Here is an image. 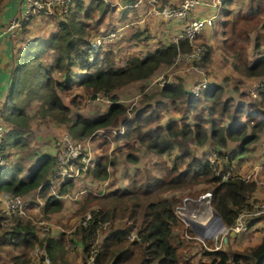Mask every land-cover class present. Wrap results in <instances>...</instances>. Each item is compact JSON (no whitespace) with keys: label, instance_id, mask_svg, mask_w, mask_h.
<instances>
[{"label":"trees","instance_id":"1","mask_svg":"<svg viewBox=\"0 0 264 264\" xmlns=\"http://www.w3.org/2000/svg\"><path fill=\"white\" fill-rule=\"evenodd\" d=\"M129 1L128 8L134 9L135 0ZM234 1L220 0L221 16L224 17L221 23L223 48L230 52L235 73L264 78V52L261 50L264 44V0H249L236 13ZM168 2L156 0L155 4L159 6ZM72 4L74 9L70 8L64 19L56 22L57 32L44 38L39 50L36 42L29 43L12 69L10 92L14 94L15 103L5 116L7 122L14 124L9 131L14 138L11 145H27L21 136L29 127L26 108L32 101H38V118L57 125L70 122L68 129L74 138L83 139L99 129L116 127L119 132L113 135V139L118 142L117 152L124 150L122 153L127 161L137 163L136 150L143 147L159 158L174 156L172 165L163 161L155 163L148 168V177L143 181L138 178V172L142 173L139 170L134 174L127 172L124 177L118 176L116 172L120 169L113 168L114 160L108 161L104 157L87 169L91 176L90 187L78 189L75 180L67 178L54 182L55 192L52 194L46 170L49 165H55L54 157L43 154L23 176H19L21 162L11 163L0 178V190L24 196L39 189L44 199V215L61 210V199L67 189L80 199L84 197L82 210L87 206L97 209H91L90 216L76 225L68 240L63 234L58 239L49 234L41 239L35 223L19 215L12 217L8 227L3 224L8 219L6 212L0 211V250L11 246L20 251L11 254L13 264H34L29 253L35 247L44 249L51 264H72L65 256L70 246L82 251L83 257L78 264H264V233L260 243L249 250L227 252L213 249L205 251V257L197 260L185 258L180 254L185 241H198L184 236V222L176 213L182 202L180 195L185 191L190 193L198 184L210 185L205 189L211 194V207L226 227H232L238 214L250 206L249 199L256 191V183L237 175L222 179L226 169L217 174L218 166L206 156H196L191 145L203 146L212 142L217 148H226L228 143H239L233 153L247 152L251 149L249 144L258 139V133L264 134V94L260 102L247 100L245 91L235 98L224 94L226 90L220 84L192 93L179 77L161 89L160 100L151 98L152 102H144L128 118L125 106L116 101L114 91L130 82L147 80L160 65L171 63L178 52H189L191 45L184 38L169 44L161 40L158 47L144 56L132 55L124 66L113 67L115 51L112 46L94 47L96 50L90 47L95 35L116 29L115 21L106 27H97L104 13L109 12L106 4L103 0H89L86 6L84 0H73ZM100 8H105L104 12ZM57 11L53 13L57 15ZM95 11L100 16L92 21ZM127 20L126 16L122 17V21ZM132 37L139 39L140 33L135 32ZM51 49L55 55L48 62L43 57ZM89 49L94 50L92 61L88 59ZM250 49L256 54L253 60ZM208 56L206 51L201 61L206 62ZM75 68L82 72L77 85L82 86L83 92L111 94L112 103L106 112L91 118L70 117L69 104L63 102L59 92L71 88L69 81ZM237 89L234 90L238 92ZM71 102L79 103L74 98ZM170 110L180 117L174 116L163 123ZM5 138L9 142L7 135ZM218 156L222 158L220 152ZM111 177L116 182H121L122 177L126 185L121 187L110 183ZM105 182L110 183L107 191ZM171 191L178 194H170ZM175 228L181 230L180 236L174 234ZM188 231L194 235L190 228ZM100 234L102 238L99 240ZM131 234H134L133 238ZM207 255L211 259H207ZM40 262H44V257Z\"/></svg>","mask_w":264,"mask_h":264},{"label":"rangeland","instance_id":"2","mask_svg":"<svg viewBox=\"0 0 264 264\" xmlns=\"http://www.w3.org/2000/svg\"><path fill=\"white\" fill-rule=\"evenodd\" d=\"M149 1L150 0H143V5H146L147 3H149L150 5ZM84 2L86 6L88 4V0H84ZM103 3L106 4L105 7L108 9L109 12L104 13L105 15L103 16V20L101 19V24L97 26L100 28L108 26V23L114 21V19L116 18H122L123 9L120 8L123 5H127L126 3H130V1L103 0ZM164 4L169 5L168 3H164ZM241 4H242V0H238L236 5L234 6V9L232 8L235 11L234 13H236L238 8H243V5ZM74 7H75L74 4L70 6L71 9H74ZM117 7L119 8L117 9ZM199 9H200L199 6L193 7L192 11L187 14V18L189 19V17H195L193 15L197 14ZM56 10H58L57 15L44 14V16L56 18L57 20L64 19L63 16L66 13L62 11L60 7H57ZM100 10L101 12H104L105 8H100ZM198 14L203 16V13L201 14L198 13ZM149 15H155V14H148V15L144 14L138 17L137 20L139 22L138 24L132 25L133 29H129L128 31L122 34H120L121 31L119 33L115 32L116 35L114 40L113 41L111 40L110 44L104 45L105 48H110V46H112L115 51L114 56L112 58L113 67L124 66L128 61V58L132 55H139L141 57L144 56L146 52L152 51L156 47H158L161 40H163L167 44L170 43L169 39L170 37H172V34L174 32L170 30L171 25L163 20L164 19L171 20V19L164 18L162 17V15H157L161 17V19L159 17H156L157 19L156 20L154 19L155 21L152 22L149 20L152 19L151 16ZM97 16L99 17L100 13L98 14L95 11V16H93L91 20L95 21V18ZM184 21L185 20H180V19L178 20V22L182 25V27L184 26L185 23ZM207 27L209 26H206L204 29H206ZM23 28L18 36H22ZM121 29L124 30V28ZM216 30L217 33L212 31L211 28L207 30L205 33H203L204 31L203 30L199 35H197L191 41L192 48L193 46H195L197 48H200L201 50L209 52L208 60L206 62L203 63L201 60L188 62L185 60H178L177 57H174L171 63H163L162 65H160L153 73V75L147 80L133 81L124 85L121 88H117L114 91V94L117 97L116 101L125 106L126 117L128 118L132 117L136 109L141 108L144 102H148V101L152 102L151 98L160 100L161 98L159 93L161 89L166 84L175 81L176 78L179 77L182 80L183 86H185V88L190 92H192L195 88L202 86L203 84H206L207 85L206 87L215 84H220L226 90L224 94L229 95L233 92V96L236 98H237V94L234 89H236L237 87L238 88L237 91H240V87L238 86L237 80H241L239 82V85L243 87V90L245 91L244 94H246V97L248 96L247 100L251 99V100H255L256 102H260L262 95L259 98H252L248 94V91L252 87V85L242 86L243 84L242 80H244L243 78L246 77L237 73H236L237 75L234 74L231 64L233 62V59L231 58L230 52L227 49L225 50V48H223V44H222L223 38L219 36L218 28ZM135 32L140 33L139 39L132 37V34ZM92 42L94 41L92 40ZM262 49H264V47ZM250 55H251L250 57L251 60H253L256 54L252 49H250ZM79 71L80 70L77 68H75L72 71L73 76L72 79L69 81L71 82L70 84L71 88H69L67 91L59 92L61 94V97L63 98V102L69 104L70 117L72 119H75L78 115H82L85 118L86 117L91 118L106 112L110 103H112L111 94L99 92L97 94L90 95L83 92L82 86L77 85L78 82L77 80L79 79V76L81 74V71L80 72ZM53 76L55 78H58L57 75H53ZM255 79L259 81L264 80V78H255ZM234 84L237 85L235 88L233 87ZM201 89H203V86L201 87ZM16 90L19 91L20 89H16ZM97 96L101 97V99L95 100ZM73 98L79 103L73 104L71 102V99ZM31 111L32 112L30 113V122L34 125L39 126V131L37 135H40V137L44 139L43 141H38V137L34 138L33 143H35L34 144L35 156H37L38 153L41 152L43 149L49 151L51 148L50 142H52L53 139L60 136V134L67 132L71 135L70 130L68 129L70 122L67 123L68 125L66 124L57 125L52 122H44L41 121L36 115V108H35V112L34 109H31ZM174 116H176L175 118H179L180 114L176 113L174 115L172 110H170V113L166 115V118L164 119L163 123H165L168 119L174 118ZM240 122L244 123L245 121H240ZM225 124L227 123L225 122ZM110 128L99 129L87 136V137L91 136L94 143L93 144L94 149L92 153V160L94 162L101 158L107 157L108 161L114 160L115 164L113 168L115 170L120 169L116 172L118 173L117 174L118 176L123 175L124 177V175H126L127 172L129 174L130 173L134 174L136 170H139L142 173L138 172V178L143 181L148 177V173H147L148 168L149 169L152 168L155 163L163 161L165 164L167 163L168 165H172V159L174 158V156L171 158L168 155H164L163 157L159 158L157 155L150 153L143 147L138 148L136 150L137 155L139 156V161L137 163H132L127 161L125 159L126 158L125 155L123 156L124 153H122L125 151L122 150V152L118 153L117 152L118 142L117 141L115 142V140L113 139V135H115L119 131L116 129V127H110ZM248 131L250 132V128L248 129ZM258 136L259 137L255 142L249 144V147H251V149L243 153L246 158L248 157L250 158L253 157V153L256 152V149L259 148L261 150L260 154L255 159V162H252L248 165H244V160L242 161L239 160L238 159L239 156L236 157L237 154L233 153L232 151L233 147L235 149L239 143H229L231 147L229 146L226 148H217L213 146L212 148L214 149H212L211 152L206 154V157L211 162H217L218 164H220V168H223V166L226 165L227 162H230L231 158H233L231 162L232 165L231 168L233 169L232 172L240 176L250 174L249 178H251V180H253L256 183L257 190L250 197L249 204L260 205V204H264V146L263 149H261L260 146L262 143H264L263 132H259ZM25 141L27 142V145H29L30 142L27 141L26 139ZM194 146L195 145H193V147ZM14 149H16V147ZM18 150H24V149L18 147ZM219 152L222 154L221 160H218ZM234 154L236 156H233ZM118 155L120 156L118 157ZM198 157H202V156L198 155ZM163 159L164 160L167 159L168 161L165 162ZM7 160H8V155H7ZM34 160H35L34 158H29V163H31L30 166L34 164ZM16 161L17 160H15V162ZM115 165L117 169L115 168ZM253 166H254L253 172H248V169ZM114 169L112 171L111 168L110 171L114 173ZM51 170H52V165H49L46 170L47 171L46 178L48 177L50 178L51 174L49 175V173ZM24 173L22 174V176L24 175ZM78 176L80 175L78 174ZM89 179L90 176L86 178L83 175V178L80 180V182L76 183L75 186L78 189H80V187L82 188L84 186H90L92 182L91 179L90 182H88ZM108 181L110 183H116L114 177H111ZM110 183H106L107 187L105 188V191L109 190L110 187L108 184ZM77 185L80 187H78ZM209 186L210 185H206V184L194 185L190 193H187L185 191L182 193V195H180V198L182 200L180 204L183 205V202H185L184 201L185 198L197 199L200 195H202L207 191V189L205 188H208ZM172 193L178 194L177 191H171L170 194ZM42 195L43 194L41 191H39V189L35 190L30 194L29 196L30 199H28L27 202L30 204L31 208L29 209V207L27 206L25 209V215L23 216L26 219H31L32 222L35 223L36 226L35 225L34 226L36 227L37 235L40 234L41 239H43L44 236L48 234L51 237L58 239L61 236V234H63L65 235V238L68 240L69 238H71V233L74 231L76 225L80 223L81 220H83L84 218H87L90 214L91 209H93L90 206H87L84 210H82V207L85 205V204L83 205L84 197L80 199L79 196V199L77 201H75L74 199L67 200L68 198H66L65 201L61 202L62 208L60 211H56V212L54 211V212H50L49 215L47 214L44 215L42 212L43 211L42 206L44 205V199L42 198ZM166 195L168 196L169 194L167 193ZM33 206H35V208H33ZM196 206L206 208L202 201L196 203ZM96 209L97 208H94L93 210ZM0 211L4 213V210L1 209V207H0ZM206 211L208 213L209 210L206 208ZM39 221H41L42 224H39ZM3 224L8 225V227L10 225L6 221H3ZM238 224L240 228L238 232L231 234L230 233L232 231L231 229H226L225 227H223L224 231L218 233V235L211 238H201L202 240L207 241V245L206 243L204 245L199 239H197V236L193 237L188 230L187 232H185V227H184L183 228L184 236L188 240H197L198 242L185 241L183 247L187 246L188 248L183 249L182 247V251L180 250V254L185 258H193L194 260H197L199 258L205 257L206 255L205 251H211L216 248H219L220 250H225L227 252H240L256 247L260 243V240L263 236L262 232L264 230V211L260 212L256 217L244 216L240 219ZM43 227H47V230H43ZM180 232L181 230L179 228L174 229L175 235L180 236ZM133 236H134L133 234L130 235L131 238H133ZM101 238H102V234H100L99 240ZM178 240L180 241V237ZM19 253H20L19 250L11 246L7 248H2L0 250V257H1L0 264H13L12 261H10L11 254H19ZM39 255L40 254H37L35 252V248H33L29 253V257L31 258V260L32 257H34V260L38 259ZM65 256L70 259V262L72 264H78L82 260L83 254L80 248H75V246H70L68 247ZM206 258L211 259L209 255H207ZM38 264H49V263L39 262Z\"/></svg>","mask_w":264,"mask_h":264},{"label":"built area","instance_id":"3","mask_svg":"<svg viewBox=\"0 0 264 264\" xmlns=\"http://www.w3.org/2000/svg\"><path fill=\"white\" fill-rule=\"evenodd\" d=\"M72 1L73 0H22L23 9L20 11L18 16H15L8 21L5 27V31L7 33H10V35L14 39H17L19 33L24 27V24L27 21H29V19H31L30 16L54 14L53 12L57 9V7H60L62 11L66 13L70 9V6L72 5ZM141 2L142 0H136L134 2V6H138V4L140 5ZM149 2L151 4V7L147 9L146 11L147 15L156 14V15H162V17L168 19L185 20L181 32L172 38V42L174 43H177L179 39L184 38L187 39L189 44L191 45V41L197 35L200 34V32L205 26L211 25L215 17L214 15H207L201 17H189V19L187 18V14L192 11L193 7L206 4L208 0H181L180 3L174 6L167 4H160L159 6H156L155 4L156 0H150ZM219 4H220V0H211V5L213 7H218ZM115 32L116 30H110L104 35L96 36L95 39L93 40L94 41L93 45H91L90 47L94 48L99 46L105 48L104 45L110 44V41L114 40L116 35ZM94 49L96 50V48ZM205 52L206 51L201 50L200 48H197L195 46H193L192 48L191 46V50L189 52H178L176 57L178 60H185L188 62L199 61L202 59V56L204 55ZM93 55H94V50L89 49L88 59L92 61ZM202 86L203 88H206L207 85L203 84ZM202 86L195 88L192 91V93H198ZM248 94L252 98H259L261 95H263L264 80L255 81L252 87L249 89ZM100 99L101 97L99 96L95 98V100H100ZM52 143L53 144H52L51 156L56 159V163L52 167V170L49 173V175L51 174V176L48 179V182H50L51 184L50 186L51 193L54 194L55 192L54 182H59L60 180L67 178L75 179L79 177L78 174L81 176V174H84L87 171V169L94 164V161L92 160L94 143L91 136L83 139H78V138H74L67 132L62 133L57 138L53 139ZM7 152H8V147L6 145V140H5V129L3 125L0 123V170L4 168L7 164L8 161ZM221 159L222 158L219 157L218 160ZM231 162H232V158L230 162H227V164L223 166V168H220V164H218L217 162H211V163H215V165L218 166L217 174H219L220 171H222L223 169H226V173L222 174V179L225 180L231 175H237L232 172ZM249 176L250 174H246V175H241L240 177L246 180H251ZM200 196H202L200 200H203L209 208V206H211L210 192H205ZM2 200L5 205V212L8 218L6 222H8V224H10L11 219L14 215H19V216L25 215V209L27 207L28 202L23 198V196L14 195L12 193L5 191L2 195ZM188 206H192V203H186L185 205L183 202V205H180L178 207L187 208ZM262 211H264V204H260V205L250 204L248 208H244L238 214L235 223L232 227H226L225 225H223L221 230L224 231L223 227H225L226 229L232 230L230 232L231 234L238 232L240 230L238 222L242 217L244 216L256 217ZM176 213L183 220L182 215L179 212H177V210ZM183 222H184L185 232H187L190 226L184 220ZM39 224H42V222L39 221ZM43 230H47V227H43ZM192 236L193 237L197 236V239H199L204 245L207 242L201 239L204 238L202 237L203 232H202V236L197 235L196 233H194V235ZM35 252L37 254H40L38 260H40L41 257H44V263L45 262L49 263V258L45 255L44 249L35 247Z\"/></svg>","mask_w":264,"mask_h":264},{"label":"crops","instance_id":"4","mask_svg":"<svg viewBox=\"0 0 264 264\" xmlns=\"http://www.w3.org/2000/svg\"><path fill=\"white\" fill-rule=\"evenodd\" d=\"M180 1L181 0H169L168 4L177 5L178 3H180ZM237 1L238 0L234 1L233 7L236 5ZM248 1L249 0H242L241 5L245 6V4ZM126 4L127 5H123V6L120 5L121 6L120 9H123L122 14H123V16L128 17V20L127 21H121L122 18L114 19L115 28H116L115 30L117 33H119L121 31L120 34L128 31L129 29H133L132 25L138 24V22H139L137 20L138 17L146 14L145 11H147V9H149V6H148L149 3H147L146 5H143V0H142L141 4L140 5L138 4V6H135L134 9L128 8L129 3H126ZM199 7H200V9L198 10V13H200V14L203 13V16H207V15H214L215 16L212 24L208 25L209 27H207L206 29H204L206 26L202 29V31L204 30L203 33H205L210 28L212 29V31L217 33L216 29L218 28V34L220 37H222L221 36V31H222L221 23L223 22L224 17L221 16V12H222L221 2H220L218 7H213L211 5V0H208V2L206 4L199 5ZM118 8L119 7H117V9ZM22 9H23L22 0H0V123L3 125V127L5 129V136L7 135V138L9 140V142H8L5 138L6 144L8 145V164H7L6 168L11 163L15 162V160H17V161L19 160L21 162V165H22V172L20 173L19 176H22V174L24 172H26L31 166H33V164L30 166L31 163H29V158H34L35 159L34 163H35L36 160L40 156H42L43 154H48V155L52 154L51 148H52V142L53 141L50 142L51 148L49 151L43 149L41 152L38 153L37 156H35V153H34L35 152V148H34L35 143H33L34 138L38 137V141H43L44 139L42 137H40V135H37L38 131H39V126L34 125L30 122V113L32 112L31 109H34V112H35V108H36V115L38 116L37 109L39 107L38 101H32V103H30L28 105V107L26 108V112L29 116V127L21 135L24 139H26L30 143L26 147H21L24 150H18L19 146L11 145V143L14 141V138L9 134V131L14 126V124L7 122L5 120V116L8 112V110L10 108H12L14 106V103H15L14 94L12 95V93L10 92L12 69L16 66L18 58L22 56V52L26 49V46L29 43L36 42L37 43L36 48H37V50H39L40 45L43 43V39L48 38V37L52 36V34L57 32L56 22L59 21L56 18H51L49 16H44V15L30 16L31 19H29V22H27L25 24V27H24L25 30L23 28L22 36H18L17 39H14L10 35V33H7L5 31V27L8 23V21L11 20L13 17L18 16V14L20 13V11ZM238 9H240V8H238ZM198 13L193 15V16L200 17L201 15H199ZM130 15H132V16H130ZM115 16H116V14H115ZM136 16H137V18H136ZM149 16H151L152 19H149V20L152 22L157 19L156 17H159L156 14L155 15H149ZM159 18L161 19V17H159ZM163 21H166L167 23H169L171 25L170 30L172 32H174L172 34V37H170V39H169V41L171 43L172 38L175 37L176 35H178L181 32L183 27L178 22V20L164 19ZM168 21H170L171 23ZM128 26H130V27H128ZM121 28H124V30H122ZM98 35H102V34L95 35L92 40H94L95 37ZM263 47H264V44L262 45L261 48H263ZM261 50L264 52V49H261ZM54 55H55V51H53L51 49V50H48L46 52V54L43 58H47L48 61H51V59L53 58ZM234 74L237 75L235 72H234ZM237 79H239V78H237ZM243 79L244 80H242L243 81L242 86L243 85H253L254 82L257 81V79H255V77H246ZM237 81H241V80H237ZM238 85H239V82H238ZM239 87H240V91L243 92L244 91L243 87H241V85H239ZM240 91L236 92L237 96L240 93ZM230 95H233V92ZM62 100H63V98H62ZM66 104H68V103H66ZM66 125H68V124H66ZM213 146L214 145L212 144V142H208V144L203 145V146H194L197 148H194L193 145H191V148H193L194 154L196 156H198V155L206 156V154H208L209 152H211L212 149H214V148H212ZM229 146H230V144L228 143L227 147H229ZM260 146H261V149H263L264 143H262ZM13 147L14 148L16 147V149H14ZM233 149H234V147H233ZM260 151L261 150L259 148L256 149V152L253 153V157H250V158L249 157L246 158L244 156V154H239L237 156L234 154L233 156H236V157L239 156L238 159L241 161L244 160V165H248L252 162H255V159L260 154ZM33 155H34V157H33ZM247 159H248V161H247ZM6 168L4 169V171L0 172V178L4 172L6 173ZM253 170H254V166L249 168L248 172H253ZM232 171H233V169H232ZM248 172H246V173H248ZM83 175L86 178L88 176H90V174L87 173V171ZM83 175L75 178L74 179L75 182L76 183L80 182V180L83 178ZM90 179H91V176H90ZM90 179L88 182H90ZM121 181H122V177H121ZM116 183L118 186H121V187H124L126 185L124 182H116ZM87 187H90V186H84V187H82V189H85ZM4 192H5L4 190H0V207H1V209H3L5 211V205H4L3 200H2V195ZM32 192H34V191H32ZM70 192H68V193L66 192L65 195L62 196L61 200L65 201L66 198H68L67 200L74 199L75 201H77L79 199L78 196L73 195ZM30 194L24 195L23 198L26 201H28V199H30L29 198ZM27 206L29 207V209L31 208L29 203L27 204ZM33 208H35V206H33ZM42 208H43V206H42ZM263 233H264V230H263L262 234ZM4 248H7V247H4ZM0 259H1V257H0ZM32 261H34V263H37V264L40 262L38 259L34 260V257H32ZM49 264H51L50 260H49Z\"/></svg>","mask_w":264,"mask_h":264},{"label":"bare ground","instance_id":"5","mask_svg":"<svg viewBox=\"0 0 264 264\" xmlns=\"http://www.w3.org/2000/svg\"><path fill=\"white\" fill-rule=\"evenodd\" d=\"M204 203L205 207L209 210L208 213L206 208L196 206L198 202H188L193 203L192 206H188L186 211L190 213L193 218L197 219L199 223L204 224L203 236L204 238H208L218 233H221L222 225L220 223V219L218 216L214 215L213 212L208 208L203 200H200ZM191 207V208H190Z\"/></svg>","mask_w":264,"mask_h":264},{"label":"water","instance_id":"6","mask_svg":"<svg viewBox=\"0 0 264 264\" xmlns=\"http://www.w3.org/2000/svg\"><path fill=\"white\" fill-rule=\"evenodd\" d=\"M202 196H199L197 199H192V198H185V202L184 204L186 205V203L188 202H198L201 199ZM187 201V202H186ZM193 205V203H192ZM209 209L213 212L214 215L218 216L220 219V223L223 226V222L219 216V214L211 207L209 206ZM177 212H179L182 215L183 220L189 224L191 230L196 233L197 235L202 236V232H203V228H204V224L199 223L196 219L193 218V216L188 213L186 211V207L185 208H180L177 207L176 208Z\"/></svg>","mask_w":264,"mask_h":264},{"label":"clouds","instance_id":"7","mask_svg":"<svg viewBox=\"0 0 264 264\" xmlns=\"http://www.w3.org/2000/svg\"><path fill=\"white\" fill-rule=\"evenodd\" d=\"M7 145V144H6ZM7 147H8V145H7ZM7 155H8V152H7ZM8 164V163H7ZM7 164H6V166H7ZM6 166L4 167V168H2L1 170H0V172L1 171H4V169L6 168Z\"/></svg>","mask_w":264,"mask_h":264}]
</instances>
